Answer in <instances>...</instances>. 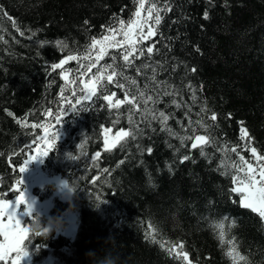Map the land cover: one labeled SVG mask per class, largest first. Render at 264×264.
<instances>
[{
  "label": "trees",
  "instance_id": "obj_1",
  "mask_svg": "<svg viewBox=\"0 0 264 264\" xmlns=\"http://www.w3.org/2000/svg\"><path fill=\"white\" fill-rule=\"evenodd\" d=\"M168 3L171 11L161 12L163 20L157 35L140 45H156L158 51L151 57H140L133 67L123 69L124 62L116 49H108L109 55L97 63V48L92 50L90 61H69L65 68L72 70L70 79L83 72L80 80L89 81L99 69L112 63L111 55L115 54L117 72L123 70L141 89L151 84L149 78L155 69L157 80L170 85V91L177 90L175 98L185 107L177 109L167 96L148 106L173 113L168 126L180 136L193 135L195 128L196 135L215 137L216 147L205 146L207 157L201 156L199 147L191 149L192 141L182 145L176 136L161 131L159 121H151L148 126L139 112L133 119L144 134L110 152L104 151L102 129L127 130L128 109L132 107L110 110L105 106L103 95L116 92L114 99L124 98L121 89L107 82L111 69L103 73L107 91L97 85L100 98L82 102L87 111L73 99L74 91L79 93V80L76 85L69 84L61 99L65 81L61 70L51 66L69 54H87L92 37L100 39L107 34L108 26L118 27L116 18L128 21L137 7L134 0H0V193L12 199L18 194L13 189L21 188L16 184L23 176L19 168L37 144V137L44 135L42 128L30 127L33 123L45 124L49 131L56 130L53 134H59L55 146L42 158L41 171L45 176L72 179L79 187L71 208L68 200L56 198L49 215L41 214L46 220L67 211L76 212L75 235H57L56 231L47 238L30 235L25 243L32 261L22 264H39L50 258L52 264H105L109 255L116 264H187L165 251L179 243L184 244L192 264H232L226 252L230 247L227 241L233 238L248 264H264V221L250 209L240 207L238 196L230 191L231 177L221 174L224 169L218 170L225 154L216 150L223 144L229 149L239 145L238 151L243 148L247 142L240 139L243 122L251 146L264 155V0ZM163 4L164 0H159L157 6L162 8ZM205 11L208 19L204 18ZM89 63L96 65L91 72L78 67ZM143 64L152 68H142L138 75L136 68ZM115 80L135 93L136 86L130 81L121 77ZM146 94L155 95L150 89ZM189 106L193 121L203 117L211 127H184L188 125L184 113ZM202 107L205 112H201ZM212 113L217 116L215 122L208 118ZM117 114L119 123L113 125L111 121ZM21 119L29 127L18 124ZM138 146L145 151H139ZM148 147L153 149L151 154L146 151ZM96 152L101 157L94 162ZM240 154L252 159L247 150ZM184 155L192 159L180 163ZM227 156L229 165L239 162L235 153L229 151ZM49 184L36 189L43 192L42 198L55 194ZM223 217L229 220L225 221L222 246L218 230L212 225ZM26 218L28 225L31 217ZM153 229L158 243L146 239Z\"/></svg>",
  "mask_w": 264,
  "mask_h": 264
},
{
  "label": "snow or ice",
  "instance_id": "obj_2",
  "mask_svg": "<svg viewBox=\"0 0 264 264\" xmlns=\"http://www.w3.org/2000/svg\"><path fill=\"white\" fill-rule=\"evenodd\" d=\"M137 7L132 16L128 19V21H124L122 19L116 18L118 22V27L108 26L105 29L107 33L102 38L97 39L96 37L91 38V44L87 46V54L83 57L78 55L69 54L63 59L59 61V63L53 64L51 67L53 69L61 70L60 75L65 81L64 88L61 89V99H64L63 93L66 88H68L69 84L76 85L77 81L80 82L79 93L74 91L73 99H75L76 105L81 106V110L87 111V106L83 105V101H94L96 98H100L97 91V85H99L100 89L107 91V86L102 82L105 77L103 73L108 69H111V74L106 77L109 85L115 84V86L123 91V99H114L116 97V92H111V94L103 95L102 99L106 101V107L110 110L115 109L119 110L123 105H131L132 107L128 109V122L129 127L127 130L123 127L119 128L118 131L112 135L113 129L110 127H104L102 129V138H103V149L106 152H110L118 146L126 145L131 140H136L137 135H143L144 129L139 126V123L133 119L137 112L143 117L144 121L148 123V126H151V121H159L161 125V131L167 132L170 136H176L183 145L185 141H192L191 149H196L199 147L201 156L207 157L208 154L205 152V146L211 145L216 147L217 141L215 137L210 136V134L205 135H196V129L193 128V135L189 136H180L177 132H175L172 128L168 126V121L173 118V113H166L165 111L159 110L155 107H149V103L152 105H156L160 102V98L162 96L170 97V103L174 105L177 109L185 107V104L182 100H177L175 97L179 95L177 90L170 91V85H167L164 81H159L156 78L155 69H153V75L149 78L151 84H145L144 89H141L137 84L135 79H131L130 77L124 75V71L121 70L117 72L116 65L117 55H111V64H107L103 66L96 72V75L91 78L89 81L80 80V76L83 75V72H80L76 78L70 79L69 73L72 71L71 69H66L65 65L68 64L69 61H80L92 59V50L97 49L95 55V60L97 63L103 60L105 56L109 55L108 49H116L119 57L122 59L123 69H127L134 66V61L139 59L140 57H144L147 55L151 57L154 54V51H158L156 49L155 44H151L149 46L140 47L145 41L150 40L152 37L157 35L158 26L161 24L163 20V16L161 12L171 11V7L168 3V0H164L163 7H158L157 4L159 0L156 2H151V0H134ZM146 3L148 7L145 8ZM142 12H146V16H142ZM204 18L208 19V12H204ZM149 21L152 23L149 24ZM88 22L85 21V24ZM103 27V26H102ZM145 28L147 31L145 32ZM23 35V33H21ZM33 36L36 35L35 32L32 33ZM120 36L122 39H117ZM58 45H63L64 48H67L66 44H63L62 41L56 42ZM79 69H87L88 72H91V69L96 67L95 64H79ZM152 68L150 64H143L140 67L136 68L137 74H141V69ZM192 72H195L196 69H191ZM116 77H121L125 81H130V84L136 86L135 93L130 92V89L126 88L124 84L119 83L115 80ZM191 88V85H188ZM150 89L153 94H146V91ZM79 96L77 99L76 97ZM192 102L196 103L197 97L195 95V91L192 94ZM143 105V107H141ZM72 110L75 111V106L70 105ZM191 111L190 106L188 107V111H185L184 115L188 119V125L184 127H191L193 124L198 125L200 128L207 130V128L211 127L204 122L203 117L196 121H193L189 115ZM205 108H201V112H205ZM8 115H13L11 112ZM31 115V114H29ZM49 117H51L52 113H47ZM200 116V113L196 114ZM150 118V119H149ZM211 121L215 122L217 120V116L215 113H212L210 117H208ZM57 121H59L60 116H56ZM120 116L117 114L116 119L111 121L113 125L119 123ZM18 124H21L23 127H29V125L23 120H17ZM241 123V136L240 139L242 141H247L243 148L238 151L240 148L239 145L233 146L229 149L227 144H223L220 147H217L216 150L218 152H223L225 155L221 159L220 164L218 165V170L224 169L221 174L225 176H230L233 187H231V193L238 196L239 205L244 209H250L253 213L258 214L259 218L264 221V155L258 153L256 147L251 146V137L248 134V130L243 127V122ZM31 128H42L45 135L37 137V142L43 141V145L41 148L37 149L36 155L30 156L26 159L23 165L19 168V173H24L30 162L37 160L38 158H42L48 155V150L55 146V137L59 136L58 132L49 135V127L45 124H37L33 123L30 125ZM155 131V129H153ZM25 147H31V145H26ZM171 147V145H169ZM138 150L142 153L145 151L144 149L138 146ZM247 150L251 153L252 159H245L243 155L240 154V151ZM148 154H151L153 149L148 147L146 149ZM179 151V149H177ZM231 151L238 156L239 162L232 161L229 165L227 153ZM101 157L100 152H96L94 156H92V160L97 162ZM74 158V157H73ZM210 159V157H208ZM192 159L190 155H184L180 159V163L188 161ZM125 161H121L120 163H124ZM194 162V161H193ZM169 171L172 170L171 165H168ZM105 172L108 170L105 169ZM17 185H20V189H13V191H18V195H16L13 199H5L4 194L0 193V264H22V257L27 255L25 251L26 241L30 239V231L29 227L24 226L21 222V219L18 215V210L21 204L25 205L24 212L31 216V207L28 205V201L26 199V190L22 187L24 184L23 176L20 175V178L16 181ZM229 217H223L220 222L214 223L212 226L215 230H218V238L221 241L223 246L225 233V221H228ZM234 223V221L232 222ZM229 228L232 224L228 225ZM155 229L149 232L146 236V239L150 240L153 243H158L155 235ZM227 243L230 245L228 248L226 255L231 259L232 264H248V258L242 255L238 246L235 242V238L232 240H228ZM161 247H165L161 244ZM184 244H174L171 248H165L170 255H174L175 258L186 261L187 264H192V261L189 259L188 252L184 251Z\"/></svg>",
  "mask_w": 264,
  "mask_h": 264
},
{
  "label": "rangeland",
  "instance_id": "obj_3",
  "mask_svg": "<svg viewBox=\"0 0 264 264\" xmlns=\"http://www.w3.org/2000/svg\"><path fill=\"white\" fill-rule=\"evenodd\" d=\"M56 130L49 131V135L53 134ZM116 131L112 132V135L115 134ZM45 135V133H44ZM43 135V136H44ZM43 145V141L37 142L36 145H34L33 150L28 153V156L26 159H28L30 156L36 155L37 149L41 148ZM43 158V157H42ZM39 158L33 162H30L28 165L27 170L23 173V180H24V186L23 188L26 190V199L27 201L32 200L35 198V211L40 214H45L46 216L49 215L50 210L54 206L55 199L60 198L62 200H67V198L63 195L64 190L60 189L59 191H56L55 194L42 198L43 192H36V189H43L48 183H52L51 178H62L60 175L49 177L45 176L43 171H41V165L43 162V159ZM18 195V194H17ZM15 197V196H14ZM14 197L12 198L14 200ZM25 205L21 204L20 208L18 210L19 218L21 219V222L25 224V220L27 219L29 215L24 212ZM62 216L64 219L65 226L62 229L56 230L57 235L64 234L68 237H72L75 235L78 227V215L74 211H67ZM27 226L28 225H24ZM32 261V255L30 253L29 257H25L22 263H29ZM51 258L39 263V264H52Z\"/></svg>",
  "mask_w": 264,
  "mask_h": 264
},
{
  "label": "clouds",
  "instance_id": "obj_4",
  "mask_svg": "<svg viewBox=\"0 0 264 264\" xmlns=\"http://www.w3.org/2000/svg\"><path fill=\"white\" fill-rule=\"evenodd\" d=\"M39 159V158H38ZM52 183L48 185L53 192L63 189V195L67 198L70 208L72 207L73 198L78 194L79 187L74 180L67 178H51ZM28 205L31 207V223L29 225V231L32 237H49L53 231L62 229L65 226L64 220L61 215L49 217L46 220L42 218L41 214L35 211V198L28 201ZM25 251L27 255L22 257V261L25 257L30 256L28 246L25 245ZM105 264H116V260L112 256H107Z\"/></svg>",
  "mask_w": 264,
  "mask_h": 264
}]
</instances>
